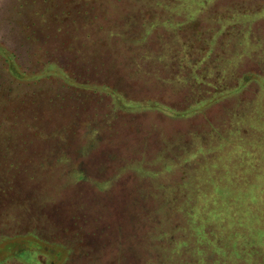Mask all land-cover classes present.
Masks as SVG:
<instances>
[{
    "label": "rangeland",
    "instance_id": "1",
    "mask_svg": "<svg viewBox=\"0 0 264 264\" xmlns=\"http://www.w3.org/2000/svg\"><path fill=\"white\" fill-rule=\"evenodd\" d=\"M75 1L0 0L77 78L0 66V264H264V0H110L102 34Z\"/></svg>",
    "mask_w": 264,
    "mask_h": 264
},
{
    "label": "trees",
    "instance_id": "2",
    "mask_svg": "<svg viewBox=\"0 0 264 264\" xmlns=\"http://www.w3.org/2000/svg\"><path fill=\"white\" fill-rule=\"evenodd\" d=\"M134 2H137L135 6H139L138 8L143 7L141 5L144 2H148L147 5L150 7L153 5V3L159 4V1L161 4H167V1H161V0H132ZM142 1V2H139ZM182 0H178L180 2ZM204 1V0H203ZM173 2V1H170ZM67 3H72V1H67ZM110 3V0H77L75 3L70 6L69 8L64 6L60 9V12L62 14L71 15L73 13L77 15L84 16L85 18L91 19V21H95V25L90 30L89 27L84 26L85 31H96V33H103V30L109 31V27L105 28L104 24L100 23V19H109L111 14L110 10L107 7ZM174 3H177V0L174 1ZM149 6H146L147 8ZM165 7V6H164ZM151 11H155L154 8H150ZM167 10V9H165ZM97 21V22H96ZM73 24H70L69 21L66 22V26L61 29V35L64 37L63 43L67 41L66 38H73L72 32L77 29V26L74 25V22H71ZM78 30V29H77ZM112 33V32H110ZM98 36V35H97ZM88 40H92V35L87 34L86 37ZM103 38H100L99 40L94 39L95 42L94 45H96L99 41L102 42ZM76 43V40H74ZM83 46L82 53L90 49V45L87 43V41L82 40ZM69 49H73V44L69 42L68 45ZM78 50V49H76ZM79 54V51H78ZM29 57V56H28ZM84 59V57H83ZM0 66L2 70L3 77L8 82H28L33 79L41 78L43 76H49L53 75L56 77H60L63 81L67 82L68 84H77V78L76 76H73L68 70L67 66L63 65L58 59L54 60H46L43 61L40 65H37V60L35 62L30 61L27 59L22 60L21 55L12 47H10L7 43L0 40ZM83 85H85L83 83ZM99 92H105L108 95H111L114 99H116V103L120 106L124 103V98L121 95V93L114 89L109 84H106V82L103 83H97L96 85Z\"/></svg>",
    "mask_w": 264,
    "mask_h": 264
}]
</instances>
